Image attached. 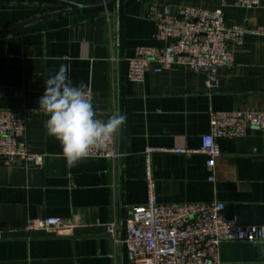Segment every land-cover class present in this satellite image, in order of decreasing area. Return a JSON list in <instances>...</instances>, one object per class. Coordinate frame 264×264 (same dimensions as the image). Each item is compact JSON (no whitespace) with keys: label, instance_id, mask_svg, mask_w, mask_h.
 <instances>
[{"label":"crops","instance_id":"0c3cea01","mask_svg":"<svg viewBox=\"0 0 264 264\" xmlns=\"http://www.w3.org/2000/svg\"><path fill=\"white\" fill-rule=\"evenodd\" d=\"M165 6L172 12L221 8L226 27L264 28V0L252 8L236 0H120L118 19L115 3L39 19L68 6L0 0V109L24 111L20 141L29 154L44 156L41 166L0 165V264H129L106 225L115 224L120 240L130 210L145 204L147 149L154 150L157 204L217 201L240 226H264V132L218 140L213 182L204 155L170 152L199 149L210 111H264V36L246 32L238 44H228L232 62L219 70L215 89L207 88L203 73L179 66L147 73L135 86L127 81V60L138 46L163 45L153 38V20ZM61 65L70 66L73 85L83 82L91 90L101 119L113 110L125 118L116 133V159L82 157L69 167L60 144L47 136L39 99L44 81ZM43 217L70 219L74 229L58 235L26 230ZM219 259L264 264V242L221 243Z\"/></svg>","mask_w":264,"mask_h":264},{"label":"built area","instance_id":"2783aa9c","mask_svg":"<svg viewBox=\"0 0 264 264\" xmlns=\"http://www.w3.org/2000/svg\"><path fill=\"white\" fill-rule=\"evenodd\" d=\"M260 1L236 0V4L252 8ZM153 22V38L163 42V45L134 49V56L127 60L126 77L135 86L143 83L147 73L158 74L163 69L179 66L203 73L207 88L215 89L219 70L232 62L228 44H238L246 32L264 36V28L248 31L241 26L226 27L221 8L180 7L172 12L165 6ZM87 90L91 96V90ZM95 113V118L101 119L100 113ZM113 114H116L114 110L106 113L101 120H107ZM25 126L23 110L0 109V165H10L15 161L37 166L43 164L44 156L29 154L20 141ZM252 129L264 132V111H210L209 131L200 137L199 149L175 148L170 152L204 155V165L211 172L208 181L213 182L215 161L220 156L217 141L244 137ZM153 152L152 149L144 152L145 204L130 210L120 240L115 224L106 225V234L115 244L124 246L129 264H221V243L264 242L258 236L260 227H242L236 219L225 217L221 202L157 204L150 170V155ZM117 157L115 134L107 145L91 151L84 158L114 160ZM73 229L74 223L61 217L33 219L26 226L27 231L54 235L61 231L70 234Z\"/></svg>","mask_w":264,"mask_h":264},{"label":"clouds","instance_id":"9594fccd","mask_svg":"<svg viewBox=\"0 0 264 264\" xmlns=\"http://www.w3.org/2000/svg\"><path fill=\"white\" fill-rule=\"evenodd\" d=\"M70 66L61 65L45 81V91L39 99V108L48 117L46 134L62 148V156L69 167L74 166L91 151L107 145L124 123L119 114L107 120L97 119L87 86L73 85L68 77ZM258 236L264 241V227Z\"/></svg>","mask_w":264,"mask_h":264},{"label":"water","instance_id":"95a60500","mask_svg":"<svg viewBox=\"0 0 264 264\" xmlns=\"http://www.w3.org/2000/svg\"><path fill=\"white\" fill-rule=\"evenodd\" d=\"M48 1H55L62 3L66 6H68L67 9L59 10V11H54L50 13H46L42 15L39 19L46 18L49 16H53L56 14H61L64 12H67L72 9H94V8H101L105 7L111 3H115L116 6V14H117V19L119 17V5H120V0H98V1H93V2H87V1H82V0H48ZM23 25H19L18 27H15V29L22 27ZM168 42H172V40H169Z\"/></svg>","mask_w":264,"mask_h":264}]
</instances>
